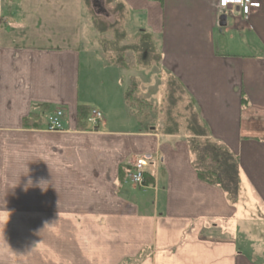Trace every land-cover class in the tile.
<instances>
[{"label": "crops", "instance_id": "0c3cea01", "mask_svg": "<svg viewBox=\"0 0 264 264\" xmlns=\"http://www.w3.org/2000/svg\"><path fill=\"white\" fill-rule=\"evenodd\" d=\"M253 1L247 20L232 7L220 27L217 0H112L154 45L159 80L173 78L208 137L237 156L234 201L198 178L187 133L141 130L124 98L145 84L110 66L98 40L83 43L71 0L7 1L0 264H264V0ZM80 108L102 114L97 129H79ZM58 110L62 131H47ZM144 154L141 189L127 176Z\"/></svg>", "mask_w": 264, "mask_h": 264}, {"label": "trees", "instance_id": "16d2710c", "mask_svg": "<svg viewBox=\"0 0 264 264\" xmlns=\"http://www.w3.org/2000/svg\"><path fill=\"white\" fill-rule=\"evenodd\" d=\"M108 2L110 4L112 0H108ZM116 6L121 8L118 4H116ZM122 20H124V17L118 14L115 24L108 26L105 22L99 20L98 17H90L92 26L99 34L98 44L105 60L110 66L128 69L132 66V62L126 63L125 59L127 54L132 52V56L135 58L136 62H143V64L148 65L152 62V59H150L151 55H156L155 57H157V51L154 45L147 36L143 35L138 36L136 42L132 43L133 45H124L123 41L129 40L123 28ZM108 36H110V38ZM168 83L169 87L173 86V83L178 84L173 78H169ZM137 89V85L132 83L125 94L124 101L130 115L137 120L141 130L146 133L153 132L162 135H177L180 129L186 130L185 134L187 133L190 135L188 145L193 156L192 164L198 178L208 185L222 189L234 201L239 188L237 156L232 154L225 145L213 141L208 137L205 128L200 124L188 100V103L183 106V114H180V112L175 109L173 110L175 105L174 102L170 100L167 106L168 111L165 113L166 123L163 122V128L161 124L159 126H148L149 117L155 114L158 109L149 101L137 98L135 96V91ZM172 94L175 96V90L172 91ZM241 101L242 105L246 103L244 99H241ZM89 113L90 110L88 111L84 108L79 109L77 114V125L79 129L90 131L86 122ZM174 114L177 117L172 118ZM177 118H179L181 122H176L175 119ZM25 122L29 127L38 128L41 124V119L32 116L26 119ZM183 126L185 127L183 128Z\"/></svg>", "mask_w": 264, "mask_h": 264}, {"label": "rangeland", "instance_id": "374dc122", "mask_svg": "<svg viewBox=\"0 0 264 264\" xmlns=\"http://www.w3.org/2000/svg\"><path fill=\"white\" fill-rule=\"evenodd\" d=\"M8 1V0H7ZM6 0H0V9L1 11L6 10V6L8 7L9 3H7ZM98 2L101 3V6L105 9V12L107 14V17L103 14H98L96 12V9L93 8L92 0H71V10H72V16H75L76 18L72 19L73 22L71 23L72 27H76L79 31V36L80 38L83 39V43L90 44L88 48H91L92 46L96 45V41L99 40V34L98 32L94 29L90 22V17L91 16H96L98 17L99 20L105 22L108 26L114 25L116 22V17L117 15H122L124 17V20H122L123 28L125 30V33L128 36L129 41H123L124 45H133L132 43L136 42V38L138 36L137 30H138V24L135 23L133 19V15L130 14V16L126 15V11H124L123 8H118L116 6L115 2H112L109 4L108 0H97ZM70 2V0H69ZM118 8V9H117ZM18 10L17 8L12 9ZM117 9V10H116ZM110 38V36H108ZM101 39V38H100ZM153 54V53H152ZM157 54V52H156ZM156 55H151L152 62L149 63L148 65L143 64V62H136L135 58L132 56V52H129L126 56V63H131L132 66L128 68L127 70V75L126 76H135L138 77L143 81L145 84L143 86L140 85L138 86L139 91L141 90L142 93H146L147 95L141 94L140 96H137L136 91H135V96L140 99L147 100L145 97H150L149 95L153 92V96L159 92L158 100H155L152 98V101H149L153 105L156 106L158 109L157 112L153 115H151L148 119V126H159L161 124V127L163 128V122L166 123L165 121V113L168 111V104L170 103V100L174 102L175 109L176 111L180 112V114H183V106L187 104V98L182 95L184 91L182 88L179 87L178 84L173 83V86L169 87V78H165L162 80L160 79V72H159V67L158 66V60L155 57ZM132 57V58H131ZM130 59V61H129ZM149 60V59H148ZM147 60V61H148ZM129 61V62H128ZM126 74V73H125ZM125 76V77H126ZM126 80V79H125ZM124 80L123 85L126 86L127 82ZM158 81L156 83H150L151 81ZM108 82V80H106ZM139 85V84H138ZM104 88L109 89V83L106 85L104 83ZM175 90V96H173L172 91ZM145 96V97H144ZM183 102V103H180ZM174 112V111H173ZM177 117L175 114L172 116V118ZM176 122H181L179 118L175 119ZM135 122V121H133ZM171 124V123H170ZM171 126V125H170ZM185 126H183L184 128ZM164 130V129H163ZM186 130L180 129V132L183 133ZM188 135V134H187ZM188 138L189 135H188ZM145 155V154H144Z\"/></svg>", "mask_w": 264, "mask_h": 264}, {"label": "built area", "instance_id": "2783aa9c", "mask_svg": "<svg viewBox=\"0 0 264 264\" xmlns=\"http://www.w3.org/2000/svg\"><path fill=\"white\" fill-rule=\"evenodd\" d=\"M235 7L241 13V16L247 20L248 17L259 7V4L253 0H217V11L220 14L226 12L229 8ZM62 111H57L47 119V131L57 132L62 130ZM103 120L99 111L91 110L87 117V123L95 128ZM152 161L148 154L135 159L131 164L132 171L128 175V182L132 186L145 188L144 175L145 166Z\"/></svg>", "mask_w": 264, "mask_h": 264}, {"label": "water", "instance_id": "95a60500", "mask_svg": "<svg viewBox=\"0 0 264 264\" xmlns=\"http://www.w3.org/2000/svg\"><path fill=\"white\" fill-rule=\"evenodd\" d=\"M98 6V14H103V12L105 11L103 7H101V5H97ZM93 8H95V6L93 5ZM219 26L220 27H225L226 26V16L225 14H222L219 17Z\"/></svg>", "mask_w": 264, "mask_h": 264}, {"label": "flooded vegetation", "instance_id": "af4514ba", "mask_svg": "<svg viewBox=\"0 0 264 264\" xmlns=\"http://www.w3.org/2000/svg\"><path fill=\"white\" fill-rule=\"evenodd\" d=\"M92 4L95 6L96 12H98V6L97 5H99V4L101 5V3L98 2L97 0H92ZM103 15L107 16L105 11L103 12Z\"/></svg>", "mask_w": 264, "mask_h": 264}]
</instances>
